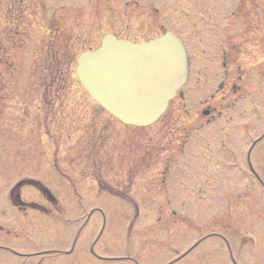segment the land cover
<instances>
[{
	"label": "rangeland",
	"instance_id": "1",
	"mask_svg": "<svg viewBox=\"0 0 264 264\" xmlns=\"http://www.w3.org/2000/svg\"><path fill=\"white\" fill-rule=\"evenodd\" d=\"M238 1L17 0L11 22L0 0V246L32 254L0 251V264H167L196 242L173 264H233L227 247L237 264H264V191L246 173L250 140H229V159L217 128L226 117L255 126L252 138L264 130V31L240 38L227 80L234 94L222 98L220 72H206L234 28L264 24V12L241 23L231 16ZM169 30L185 41L194 73L165 115L139 129L98 110L75 76L77 57L106 34L142 43ZM206 105L216 118L203 128ZM253 156L264 182V141ZM23 179L39 181L57 205L29 185L22 201L51 213L11 207L7 193ZM77 233L73 254H41L69 250Z\"/></svg>",
	"mask_w": 264,
	"mask_h": 264
},
{
	"label": "water",
	"instance_id": "2",
	"mask_svg": "<svg viewBox=\"0 0 264 264\" xmlns=\"http://www.w3.org/2000/svg\"><path fill=\"white\" fill-rule=\"evenodd\" d=\"M186 72L184 48L170 33L142 44L106 35L98 49L78 57L75 71L100 107L136 127L149 126L164 113Z\"/></svg>",
	"mask_w": 264,
	"mask_h": 264
},
{
	"label": "flooded vegetation",
	"instance_id": "3",
	"mask_svg": "<svg viewBox=\"0 0 264 264\" xmlns=\"http://www.w3.org/2000/svg\"><path fill=\"white\" fill-rule=\"evenodd\" d=\"M215 1V0H214ZM246 2H249L250 4V8L249 9H243L244 7V0H239L238 3H236L238 5V7H232V11L230 12L231 16L232 15H241L240 16V22L241 23V19L243 18L244 16V20L245 21H251V18L252 16H257V15H260V14H263L264 12V7H259V3L256 2L255 0H245ZM210 6L212 8V10H216V11H220V14H224V12L226 11V8H220L218 7V5L215 3V2H210ZM222 12V13H221ZM233 18V17H232ZM258 21V20H256ZM259 22V21H258ZM238 23V24H239ZM237 25H234L232 26L233 28L236 27ZM228 29L230 30V27L228 26L227 27H224L223 31H228ZM264 31V24H255V25H252L251 23H246V24H242V25H238L237 28H234V31L235 33H237V35L235 36L234 39H230V38H227L226 40L223 41V43L221 42L219 44V46L222 48L219 52L215 53L216 56H213L211 57L212 58V61L210 60L209 62V66H206V72H208L209 75H212V76H215L216 73L220 72L219 73V76L217 77H221V81L219 82V92L222 93V98L225 97L226 94H234L235 91L239 90V87H235L229 83H227V80L230 79V75H231V71H229V65H230V62H232V58L233 56L235 55L237 58H238V47H240L242 45V38L243 37V33L244 32H248V31ZM239 33V34H238ZM227 37V36H226ZM251 40H249L250 42ZM248 43V42H247ZM192 56V55H191ZM218 62H220V65L218 64ZM220 71H216V70H219ZM241 72L242 71V67L241 66H238L237 67V70L236 72ZM194 73V65H192V58L190 59V76L191 74ZM197 74V72H196ZM238 79L240 78V80L242 79L241 77H237ZM239 95V94H238ZM179 97V95L176 96V98ZM224 107L226 108L225 110L227 111V101H224ZM208 107V105H206ZM205 106V107H206ZM207 112L206 114V122L203 123V128L204 127H207V125H211L213 124V122H215V118H216V115H215V111H214V108L213 109H209V107L205 110ZM218 116H221V112H218L217 113ZM226 116V115H224ZM226 117H224V122H221L220 123V126L218 128L219 130V133L222 135L220 136L222 139H223V151H224V154L227 153L228 155H230L229 159L232 158V160L236 159V154H235V149L232 148L229 144V140L232 142H236V143H240L241 141L244 142V139L245 140H249L251 138V133L252 134L254 133L255 131V126H250V123H243V122H239V121H236V122H233L232 120H228V119H225ZM213 121V122H212ZM227 122H231V123H227ZM209 125V126H210ZM199 129V128H198ZM251 129V131H250ZM261 132H264L261 131ZM259 136V135H258ZM258 136H253L254 139L257 138ZM251 141V140H250ZM264 141V139L262 140ZM253 153L254 151L251 152L250 154V157H251V160L253 161ZM247 154V152H246ZM225 169V168H224ZM44 199V198H43ZM46 202V201H45ZM48 203V202H47ZM49 205V203H48ZM44 208V213L45 214H49L52 212L51 209H49L47 206H43V205H40ZM15 209H18V208H15ZM20 211L24 212L26 210H29V208L27 207H24V208H19ZM77 241V240H76ZM76 241L73 243L74 245L76 244ZM72 244V243H71ZM10 249V248H9ZM74 248H71V251H70V254H73L74 253ZM0 251H4V252H7L9 254H12V251L8 250V249H0ZM66 252V251H64ZM51 255H62V253L58 252V253H48L47 256H51ZM65 255V254H64ZM67 255V254H66Z\"/></svg>",
	"mask_w": 264,
	"mask_h": 264
},
{
	"label": "trees",
	"instance_id": "4",
	"mask_svg": "<svg viewBox=\"0 0 264 264\" xmlns=\"http://www.w3.org/2000/svg\"><path fill=\"white\" fill-rule=\"evenodd\" d=\"M17 0H3L4 7L6 8V19L13 22L14 20H19L21 12L17 9ZM16 7V9H14ZM10 23V22H9ZM14 33L13 31H11ZM45 47V46H44Z\"/></svg>",
	"mask_w": 264,
	"mask_h": 264
}]
</instances>
